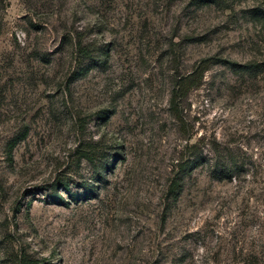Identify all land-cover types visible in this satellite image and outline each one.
<instances>
[{
    "label": "rangeland",
    "instance_id": "374dc122",
    "mask_svg": "<svg viewBox=\"0 0 264 264\" xmlns=\"http://www.w3.org/2000/svg\"><path fill=\"white\" fill-rule=\"evenodd\" d=\"M0 264H264V0H0Z\"/></svg>",
    "mask_w": 264,
    "mask_h": 264
},
{
    "label": "trees",
    "instance_id": "16d2710c",
    "mask_svg": "<svg viewBox=\"0 0 264 264\" xmlns=\"http://www.w3.org/2000/svg\"><path fill=\"white\" fill-rule=\"evenodd\" d=\"M253 68L254 67H252V66H244V70H246V71H250ZM14 144H15V141L13 143H11V145L9 146V149H11ZM212 174H213V177L219 178V179H222L223 177L226 176V175H224L225 171H222V172L218 173V171L215 170V171H212Z\"/></svg>",
    "mask_w": 264,
    "mask_h": 264
}]
</instances>
